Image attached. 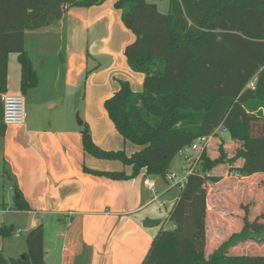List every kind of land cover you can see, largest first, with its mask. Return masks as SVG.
I'll use <instances>...</instances> for the list:
<instances>
[{
  "label": "trees",
  "instance_id": "1",
  "mask_svg": "<svg viewBox=\"0 0 264 264\" xmlns=\"http://www.w3.org/2000/svg\"><path fill=\"white\" fill-rule=\"evenodd\" d=\"M105 1L0 0V96L6 92L11 53L20 65L22 93L37 86L24 47L26 32L58 23L70 8H90ZM113 6L134 36L124 49L127 65L144 81L140 92L121 81L104 101V109L123 139L140 150L131 155L102 150L94 144L87 124H82L85 153L132 167L130 176L95 174L124 180L144 169L164 182L173 159L197 139L223 128L239 144L232 158H226L222 148L215 160L202 152L200 168L187 176L169 211V226L159 229L141 264H264V254L230 252L246 242L263 244L258 247L263 249L262 232L248 220L240 232L209 250L205 188L207 174L239 159L243 164L231 168L238 175L264 174V0H168L166 13L148 0H117ZM254 78V88L248 87ZM2 116L0 102V139L6 130ZM16 193L14 209L28 211L27 202ZM13 233V226H0L1 237ZM25 242L24 258H5L0 252V264H41L43 226L33 228Z\"/></svg>",
  "mask_w": 264,
  "mask_h": 264
},
{
  "label": "crops",
  "instance_id": "2",
  "mask_svg": "<svg viewBox=\"0 0 264 264\" xmlns=\"http://www.w3.org/2000/svg\"><path fill=\"white\" fill-rule=\"evenodd\" d=\"M148 1L157 7L164 2ZM114 3L106 0L90 8H70L58 23L25 33L24 47L38 79L37 86L25 93L20 88L17 55L11 53L7 58L5 93L22 96L27 115L23 125L6 127L0 139V212L23 217L27 233L43 226L45 264H141L159 229L169 226L168 215L164 217L161 211L167 205L165 198L169 196L173 205L178 199V194L170 195L171 183L166 179L155 193L148 190L144 180L156 182L159 178L147 175L144 169L124 180L95 174L130 176L132 167L119 160L96 159L82 147L80 128L85 123L94 144L102 150H121L126 155L140 150L123 139L102 110L121 81H127L134 92L142 90L144 81L142 74L130 70L124 56L134 37L117 43V33L124 25ZM102 58L103 64L99 62ZM255 81L248 87L254 88ZM77 111L80 123L75 122ZM225 131L219 128L215 134ZM241 161L228 166L227 173L241 177L231 170L240 167ZM169 174H174L171 165ZM255 176L264 174L241 178ZM17 190L28 211L14 209ZM206 204L208 222V197ZM225 221L217 225L225 228L229 222Z\"/></svg>",
  "mask_w": 264,
  "mask_h": 264
},
{
  "label": "rangeland",
  "instance_id": "3",
  "mask_svg": "<svg viewBox=\"0 0 264 264\" xmlns=\"http://www.w3.org/2000/svg\"><path fill=\"white\" fill-rule=\"evenodd\" d=\"M116 1L117 0H115V2ZM158 9L159 11L165 13L168 9V0L159 2ZM114 11L116 13H120V11L116 10L115 8ZM133 37L134 36L131 31H129L125 27H122V31L120 33H117L116 39L117 43L120 42L121 39L123 41L130 42ZM112 47L114 48V46ZM113 53L117 54L118 52ZM120 56H122V54H120ZM117 58H119V55L117 56ZM99 62L103 64L104 58L100 59ZM251 82H254V79ZM83 84L84 80H81V107H83L84 103ZM102 110L104 112V103L102 105ZM74 117L75 122L81 120L78 111L75 113ZM220 133L213 136V139L204 148L207 157L211 160H215L219 157V150H221V148L224 150L226 158H232L235 155L236 150L238 149L239 145L236 141L235 143L232 139H230V136L227 133H222L221 135ZM129 144H131V142ZM197 154L198 151H193L190 156L195 157L197 156ZM241 163L242 161L241 159H239L236 160L234 164H236L237 166ZM196 166L198 167V169L200 168L199 161L196 163ZM228 166H230L229 163L221 164L206 175L205 188L208 197V204L210 206L209 211L211 214V216H208L207 222L209 250L217 248L220 243L225 241L228 237H230L234 233L240 232L244 220H248L249 224L252 223L257 225L256 230L258 232H262L260 234V239L262 240L264 238V177L261 178L255 176L250 179L246 178L245 180L241 177L246 176L238 177L228 174ZM187 168L188 166L183 160V155L177 154L176 158L171 164L172 173H174L178 177H182L187 175ZM168 186L169 188H172L170 195L173 196L174 194H179L181 188L180 185L171 183L170 185L168 184ZM165 199L167 201V205L166 207L162 208L161 211L164 217H167L173 204L168 201L169 196ZM217 210L220 213L219 215L213 212ZM216 218H220L218 219V221L220 222L225 221L227 218L229 222L228 224H226L225 228L221 227V224H219V227L217 225L218 221L216 220ZM24 223L25 222L23 220V217H21L20 215L14 214L11 211L5 214H2L0 212V226L3 224H13L15 227V232L12 236L6 238L0 236V252L5 258H18L27 253V245L26 242L24 243V240L26 239L29 232H26ZM233 224H239L240 228L238 226H234V228ZM18 229L20 230L18 231ZM221 229H223L224 231H222ZM15 233H18V236ZM262 245L263 244L255 243V245L249 246V244H247L246 242L237 245L235 248L231 249L230 252L238 254L247 253L252 250L251 252L253 253L264 254V247L263 249H258V247H261Z\"/></svg>",
  "mask_w": 264,
  "mask_h": 264
},
{
  "label": "built area",
  "instance_id": "4",
  "mask_svg": "<svg viewBox=\"0 0 264 264\" xmlns=\"http://www.w3.org/2000/svg\"><path fill=\"white\" fill-rule=\"evenodd\" d=\"M0 102L3 108V123L8 126H20L23 125L26 119L25 102L24 98L20 95H11L3 93L0 96ZM221 131H224L221 128ZM212 136L202 137L194 141L190 146L183 148L180 152L184 157L185 164L188 166L187 175L178 177L175 174H168L166 180L170 183L183 185L187 179V176L196 171V163L200 160V156L204 151V148L210 143ZM193 151H198L197 156L191 157ZM144 186L155 193L157 184L154 180L145 179ZM18 236V234H17Z\"/></svg>",
  "mask_w": 264,
  "mask_h": 264
},
{
  "label": "water",
  "instance_id": "5",
  "mask_svg": "<svg viewBox=\"0 0 264 264\" xmlns=\"http://www.w3.org/2000/svg\"><path fill=\"white\" fill-rule=\"evenodd\" d=\"M78 123H80L79 120H78ZM156 184L159 185V186H161V185H162V184H161V180H160V179L157 180V181H156ZM22 258H24V255L22 256ZM41 264H45V263L42 262Z\"/></svg>",
  "mask_w": 264,
  "mask_h": 264
}]
</instances>
